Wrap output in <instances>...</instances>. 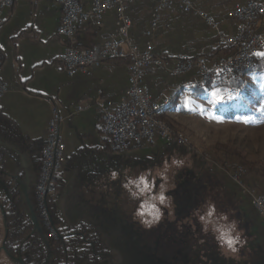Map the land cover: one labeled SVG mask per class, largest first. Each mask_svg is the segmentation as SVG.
Masks as SVG:
<instances>
[{
    "label": "crops",
    "instance_id": "0c3cea01",
    "mask_svg": "<svg viewBox=\"0 0 264 264\" xmlns=\"http://www.w3.org/2000/svg\"><path fill=\"white\" fill-rule=\"evenodd\" d=\"M246 1L193 0L197 9L217 16L228 34L236 30L230 12ZM257 1L264 4V0ZM80 2L89 7L91 0ZM155 3V0H138L128 6L127 13L132 19L130 35L135 44L144 46L151 41L155 52L174 57L212 56L219 45L214 28L195 12H185L175 3L161 11L159 24L152 29ZM2 15L1 76L8 90L0 98L1 110L30 140L35 141L46 140L54 108L62 117L60 134L65 148L59 197L66 208L62 220L69 225L87 221L80 207L83 205L95 211L91 217L87 216L90 223L95 224L106 216L109 206L114 215L118 213L117 216H125L132 222L135 215L139 217V206H134L132 197L137 194L129 188L133 187L131 174L127 181L124 180L125 171H134L138 165L136 160L153 164L157 150L144 145L133 146L125 155L112 154L103 134L99 106L102 101L117 105L124 99L129 86V60H108L73 77L68 75L60 61L69 45L87 48L117 37L116 12H106L100 24L88 21L80 26L73 41L57 33L62 17L58 0H14L13 7L3 11ZM144 84L153 99L167 104L169 115L183 119L202 112L204 97L215 90H206L198 96L194 75L174 74L169 66L148 67ZM1 141L0 146L3 145ZM168 144L167 140L159 139L156 147L161 150ZM125 188L130 198H122ZM125 200L132 206L130 214L126 215L122 209ZM256 214H253L252 225L251 213L250 220L245 219L250 233L246 241L248 250L238 255L230 254L229 264H264V222Z\"/></svg>",
    "mask_w": 264,
    "mask_h": 264
},
{
    "label": "rangeland",
    "instance_id": "374dc122",
    "mask_svg": "<svg viewBox=\"0 0 264 264\" xmlns=\"http://www.w3.org/2000/svg\"><path fill=\"white\" fill-rule=\"evenodd\" d=\"M262 20L264 22V15ZM74 37L73 39H67L73 41ZM220 45L222 46L223 44L219 43L211 57H206L213 59L234 52V47L232 46L233 51L231 53L221 54L218 52ZM69 46L78 48L74 45ZM257 53H264V48L260 49ZM244 72L245 71L237 77H242L245 81V87L242 91L232 88L223 93L220 87H214L215 90L204 97V107L202 112H198L194 115H187L184 117L185 120L182 117L172 116L166 112L163 119L166 120L168 126L173 131H176L177 135L184 138L185 143H181L177 138H173L167 140L169 144L165 148L159 150V148L156 147L158 144L157 141L154 145H150L153 147V151L157 150L154 153L155 157H153L154 163H144L136 160L138 165L134 171H132L133 169L126 170L124 174V180H127L126 178L131 174L130 176L132 178L133 187L129 186V188H132L133 192L137 194L132 197L135 201L134 206H139V209L137 210L139 217L136 218V215L134 216L135 218L132 221L133 224L129 228L130 231L131 228H135V231H137L138 228L141 230H148L142 236V239L146 242H152L155 238L158 239L155 234H159L164 230L171 232L177 228L178 232L176 234L178 235L180 232L184 233L185 231H191L193 235L191 239L194 241V250L197 252L196 256L198 257V260H196V262L193 261V258H191V252L187 255V259H189L188 264H213L214 259L228 263V256L230 254L238 255L239 252L242 253L244 250H248L246 241L249 239L248 234L250 233L248 232V225H246L247 221L245 219L247 217L249 219L251 213L252 219L249 220L252 225L254 223L253 217L257 212L252 206L250 197L242 192L241 188L231 178L230 172H236L237 166L242 167L245 171L242 176L243 181L245 182L244 177L247 176V169L237 160L241 158L248 162H255L257 165L264 164V107H262L264 100H262L260 105L256 107L254 106L253 109L255 112L250 114H236L232 110L235 111L243 100L247 103L245 100L246 95L252 94L255 89H260L262 87L264 72L260 73L257 71H251L245 75ZM196 88V94L198 96H201L206 90H209L208 85L203 88L196 86ZM199 89H202L203 91L199 92ZM213 93H216V95H213ZM218 97L223 98L219 103H217ZM58 114L60 115L59 112ZM61 121L62 120L58 122L59 132ZM60 137L62 139L61 134ZM133 146L135 145H132V147ZM11 147L13 148H8V152L5 153L6 157L12 152L15 158L20 162L19 157L24 153L21 152L17 146L15 148L11 145ZM128 151L117 155H125ZM19 153L22 154L20 155ZM3 157L5 156L0 152V159ZM40 165L41 162L39 168L36 169L34 164L36 177L40 171ZM200 166H202V170L205 174L204 180L208 184V186H206L202 203L199 208L190 213V216L183 215V211H181L179 215V212L176 211V205L174 204L173 198L170 196L171 191L175 188L178 180L183 173H185L186 169H190L191 167L200 168ZM6 167L9 170V167ZM63 169L64 164L59 172L58 178L60 175L62 177ZM142 178L147 181V184L142 182ZM256 179H258V177ZM129 181H131V179ZM258 181L260 189L264 190V180L260 179ZM59 184L60 182L58 179V185ZM247 186L261 192L255 187L248 184ZM124 191L125 193L122 198H130L129 194H126V188ZM122 206L124 214H130V207H132L131 204L125 200ZM109 207L108 213L106 212L108 216H104L105 223L115 225L117 218L114 217V212ZM256 215L260 217L258 213ZM172 223H175L176 225H168ZM183 223H186L187 229H183ZM130 231L121 229L114 234L104 230L102 233L104 239L108 241L111 240V244H109L110 247L123 256V260H125L123 264L138 263V239H133L132 235H134V232ZM5 234L6 227L0 208V264H13L12 260L2 249ZM159 239V247L154 248L155 252L159 254L158 256L162 254L164 247L169 248L171 244L174 245V243H172L166 236H161ZM229 239L233 241L232 246H229ZM210 250L212 253L207 254L206 252H209ZM116 256L119 261L122 260L121 256H118L117 254ZM167 257H169V259L173 257L171 251L168 252ZM211 258L212 260H210Z\"/></svg>",
    "mask_w": 264,
    "mask_h": 264
},
{
    "label": "built area",
    "instance_id": "2783aa9c",
    "mask_svg": "<svg viewBox=\"0 0 264 264\" xmlns=\"http://www.w3.org/2000/svg\"><path fill=\"white\" fill-rule=\"evenodd\" d=\"M62 7V18L58 34L73 39L78 27L87 21L100 24L103 15L115 11L117 15V37L107 39L101 44L88 48L69 46L60 59L69 76L86 71L108 60L128 59L130 61L129 87L124 99L117 105L111 101H102V130L105 134L109 150L115 154L128 151L132 145L137 147L154 145L159 138L171 140L177 138L185 143L184 138L172 129L161 128L153 121L154 107L160 104L153 99L143 79L150 66H170L175 74L192 73L196 86H206L212 74H222V81L239 76L242 65L255 63V54L264 48V5L261 1L248 0L237 5L230 16L236 22V30L232 34L225 32L218 18L203 9H197L193 0H155L152 10L151 28L155 29L161 18V11L178 3L185 12L193 11L204 22L214 28L219 43L231 45L234 52L226 56L209 59L206 56L187 57L184 55L168 56L156 53L151 41L144 46L137 45L130 36L132 19L127 13L129 4L138 0H91L85 7L79 0H58ZM150 1V0H144ZM14 0H0V29L3 25V11L13 7ZM3 57L0 52V98L7 91L8 85L2 80ZM101 93V90H99ZM62 117L58 110H53L49 122V132L41 151V165L36 183L37 207L44 226L52 238H57V231L50 219L48 202L57 193L58 175L63 166L64 144L60 137L58 122ZM242 167L237 172H230L231 178L247 194L252 206L264 222V193L251 189L243 181Z\"/></svg>",
    "mask_w": 264,
    "mask_h": 264
},
{
    "label": "flooded vegetation",
    "instance_id": "af4514ba",
    "mask_svg": "<svg viewBox=\"0 0 264 264\" xmlns=\"http://www.w3.org/2000/svg\"><path fill=\"white\" fill-rule=\"evenodd\" d=\"M0 140H2L1 143L3 144L2 146H0V152H2L5 156L0 159V191L3 193L5 198L8 199L9 202H13V207L15 210H18V208L21 209V211L24 215H26L29 223L31 224V235L36 237L41 251V258L36 264H123L125 261L123 260V256L110 247L109 244H111V240L108 241L104 239L102 233L104 230H107L109 231V233L114 234L121 229L130 231L129 228L133 223L125 216H117L118 213L115 215L113 214L114 217L117 218L115 225H110V223L106 224L105 218L103 216L101 219L95 222V224L90 223V220L88 221L87 216L90 215L91 217V215H93L95 211L86 208L83 205H80L81 210L84 214L83 217L86 218L87 221H79L74 225H69L61 218V216L63 215L62 213L66 212V208L63 203H60L61 198L59 197V194L61 190H58L60 186L59 184L57 187L56 195L52 200L48 202L47 205L50 219L57 231V238H52L44 226L43 219L37 207L35 186L31 187L29 193L30 206L22 196L20 190L19 181L24 176L23 169L20 166V162L17 158H15L12 152L8 154L9 156L7 157L5 155V153L8 152V148H13L11 147V145L15 148L17 146V148L23 153H26L27 150L25 149L23 143H20L15 139H10L9 137L2 134H0ZM6 166L9 167V170ZM16 191H19L18 199L15 195ZM170 196L173 198L172 194H170ZM101 203L103 204V201H101ZM180 203L183 204V201ZM30 207L41 222L43 232L46 235L47 239L46 243H44L40 235L36 231H34V224L29 215V212L31 211ZM2 210L3 209H1V211ZM180 213L181 210H179V215ZM105 215V217H107V214ZM91 220L94 221L93 219ZM173 224L175 223L168 225ZM183 226V229H187L186 223H183ZM131 231L134 232V235H132L133 239H138L137 264H188L189 259H187V255L191 252V258H193V261L196 262V260H198V257L196 256L197 252L194 250V241H192L191 239V237L193 236L191 231H185L184 233L180 232V234L178 235L176 234L178 232L177 228L172 230L171 232H168V230H164L159 234H155L158 239L155 238L152 242H146L142 239V236L148 230H141L140 228H138L137 231H135V228H131ZM161 236L168 237L169 240L174 243V245L171 244L169 248L164 247L162 254L158 256L159 254L155 252L154 248L159 247V238H161ZM27 238L28 237H26V239ZM3 242L7 246L5 237ZM7 248L15 255L20 253V256L22 257L25 264H28V261H26L23 257L21 245L18 248H9L8 246ZM169 251H171L173 254V257L171 259L167 257ZM206 253L211 254L212 252L210 250ZM116 254L118 256H121V261L116 258ZM210 260H212V258ZM213 262L215 264H228L225 261L221 262L215 259L213 260Z\"/></svg>",
    "mask_w": 264,
    "mask_h": 264
},
{
    "label": "trees",
    "instance_id": "16d2710c",
    "mask_svg": "<svg viewBox=\"0 0 264 264\" xmlns=\"http://www.w3.org/2000/svg\"><path fill=\"white\" fill-rule=\"evenodd\" d=\"M232 51V46L220 45L218 52H220L221 54H228ZM251 71H257L260 73L264 72V57L256 55L255 64L253 65V67L245 70L244 75ZM232 79H230L231 81L229 82H224L220 81L222 79H217V82L214 81L216 83L211 82L212 84L209 83L207 85L209 89L220 87L223 93L232 88L242 91L245 87L244 79L242 77ZM198 91L200 92L203 90L199 89ZM245 100L247 101V103L244 100L241 101L239 107L236 108L235 111H232L236 114L241 115L255 112L253 107L260 105L262 100H264V81L262 83V87L260 89H255L252 94L246 95ZM262 107H264V104ZM0 134L23 143L25 149L30 154L34 162L36 169L39 168V164L41 162V150L43 145L45 144V141L30 140L29 137H27L20 130V128L3 113L1 108ZM237 161H239L247 169V176L244 177L245 182L248 185L259 189L261 192H264V190L260 189L258 181L260 179L264 180V164L257 165V163L255 162H248L241 158ZM257 177L258 179H256ZM204 178L205 174L202 170V166H200V168L191 167L190 169H186L185 173H183L181 178L178 180L175 188L171 191L174 204L176 205V211L179 212V210H181L183 211V215L190 216V213L193 210L199 208L204 198L206 186H208ZM58 179L60 182L58 190L60 191L62 187L61 175ZM15 195L18 199L19 191H16ZM182 201L183 204L180 203ZM0 203L3 211L5 212L8 226V234L6 238L7 246L9 248H18L21 245V251L23 252L24 259L28 261V264H36L41 258V251L36 237L31 235L32 227L26 215L23 214L20 208H18V210H15L13 207V202H9L1 191ZM26 237L28 238L26 239Z\"/></svg>",
    "mask_w": 264,
    "mask_h": 264
},
{
    "label": "water",
    "instance_id": "95a60500",
    "mask_svg": "<svg viewBox=\"0 0 264 264\" xmlns=\"http://www.w3.org/2000/svg\"><path fill=\"white\" fill-rule=\"evenodd\" d=\"M19 154L21 155L22 153H19ZM19 159H20V166L22 167L23 173H24L23 178L19 181L20 190H21L22 196L30 205L29 193H30L31 187L36 186V180H37L35 169H34V163H33V160H32V158L28 152L22 154L21 157H19ZM0 208L2 209L1 204H0ZM2 214L4 217V222H5V227H6V234H5V239H6L7 233H8V227L6 224V217H5L3 210H2ZM29 215H30V218L34 224V231H36L40 235V237L42 238L43 242L46 243L47 239H46V235L43 232L41 222H40L39 218L36 216V214L34 213V211L32 210V208H31V211L29 212ZM2 249L5 251V253L12 260L13 264H25L22 257L20 256V253L15 255L12 251H10L7 248V246L5 245L4 242H3Z\"/></svg>",
    "mask_w": 264,
    "mask_h": 264
},
{
    "label": "bare ground",
    "instance_id": "6f19581e",
    "mask_svg": "<svg viewBox=\"0 0 264 264\" xmlns=\"http://www.w3.org/2000/svg\"><path fill=\"white\" fill-rule=\"evenodd\" d=\"M255 63H249L247 65H242L239 68V75L242 74L243 71H245L246 69H249L251 67H253ZM232 78H236V77H231ZM217 79H222V74H212L209 78V81L207 82V84L216 81ZM229 81V80H228ZM199 87H204V86H199ZM166 103H160L157 106L154 107V113H153V121L155 124H158L161 128H166V129H171L166 120L163 119V116L166 114ZM236 166V165H235ZM236 169V167H235ZM235 172V171H234ZM237 172V171H236Z\"/></svg>",
    "mask_w": 264,
    "mask_h": 264
},
{
    "label": "snow or ice",
    "instance_id": "6c2138e0",
    "mask_svg": "<svg viewBox=\"0 0 264 264\" xmlns=\"http://www.w3.org/2000/svg\"><path fill=\"white\" fill-rule=\"evenodd\" d=\"M257 55H258V56H262V57H264V53H257ZM213 95H216V93H213ZM222 99H223L222 97H218V98H217V103L221 102ZM142 182H143L144 184H147V181H146V180H143V178H142ZM141 214H143V213H141ZM228 243H229V246H232L233 241H232L231 239H229V240H228Z\"/></svg>",
    "mask_w": 264,
    "mask_h": 264
}]
</instances>
